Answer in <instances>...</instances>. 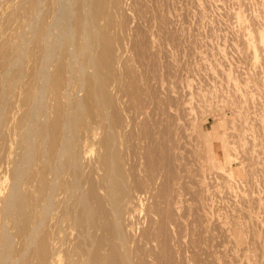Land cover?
I'll use <instances>...</instances> for the list:
<instances>
[{
  "label": "rangeland",
  "instance_id": "rangeland-1",
  "mask_svg": "<svg viewBox=\"0 0 264 264\" xmlns=\"http://www.w3.org/2000/svg\"><path fill=\"white\" fill-rule=\"evenodd\" d=\"M0 264H264V0H0Z\"/></svg>",
  "mask_w": 264,
  "mask_h": 264
},
{
  "label": "bare ground",
  "instance_id": "bare-ground-1",
  "mask_svg": "<svg viewBox=\"0 0 264 264\" xmlns=\"http://www.w3.org/2000/svg\"><path fill=\"white\" fill-rule=\"evenodd\" d=\"M259 39V38H258Z\"/></svg>",
  "mask_w": 264,
  "mask_h": 264
}]
</instances>
